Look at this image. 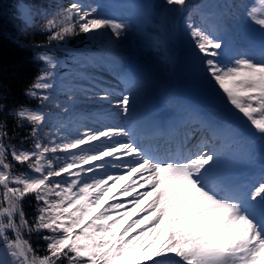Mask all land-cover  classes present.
Listing matches in <instances>:
<instances>
[{
  "label": "snow or ice",
  "instance_id": "obj_1",
  "mask_svg": "<svg viewBox=\"0 0 264 264\" xmlns=\"http://www.w3.org/2000/svg\"><path fill=\"white\" fill-rule=\"evenodd\" d=\"M194 7L192 0H163L134 18L117 12L104 15L95 6L71 0L65 12L58 14L61 19L48 21V29L53 30L49 41H63L77 34V29L93 37L110 29V46H114L129 28H135L159 45L174 35L178 17ZM215 7L199 5L201 10ZM232 7L247 11L245 4ZM251 15L262 26L258 46L234 42L226 32L223 12L213 13L211 29L195 22L185 24L209 78L247 118L251 133L230 119L202 118L193 112L196 122L187 129L179 153L147 147L132 127L120 125L87 128L71 139L61 137L58 129L52 139L41 143L52 113L27 108L16 112L31 122L36 142L33 151L12 148L9 152L3 143L6 133L0 132V264H264V173L254 184L222 174L225 153L217 147L228 141L250 145L253 136L264 140V18ZM221 56L228 63H222ZM39 59L56 67L51 56ZM52 77L51 71H45L33 85L48 94L38 96L32 91L28 95L37 97L44 107L54 106L68 114L75 100L69 94L66 101H57L54 84L49 82ZM125 79L136 78L128 74ZM113 96L104 88L86 99L103 101L127 119L138 100L136 88L126 87L115 102ZM97 143L102 145L99 149ZM57 153L68 157L59 166L54 164ZM253 155L249 150L245 158ZM13 163L27 164L31 174H14ZM106 166L123 174L90 182L82 179ZM29 198L38 205L32 221L21 207ZM25 232L46 233L42 258L23 238Z\"/></svg>",
  "mask_w": 264,
  "mask_h": 264
},
{
  "label": "rangeland",
  "instance_id": "obj_2",
  "mask_svg": "<svg viewBox=\"0 0 264 264\" xmlns=\"http://www.w3.org/2000/svg\"><path fill=\"white\" fill-rule=\"evenodd\" d=\"M103 1L104 0H97V3H103ZM142 1L143 0H117V5L121 6L119 8L112 9V7L108 6L107 4H102L99 5L97 9L98 12L104 15H109L112 12H117L132 16L134 18H138L137 14L139 8L137 9L135 4ZM194 1L195 0H192V2ZM95 2V0L87 1V3L92 6H94ZM209 4L216 5L217 7L212 9H202L200 11L197 9H192L190 13L186 14L187 19L189 15L192 16L191 22L198 21L199 19L200 22L203 23V19H205L207 24L210 26L209 29H211L214 27L213 13L223 12L226 17V32L228 33L229 37L233 38L234 42L244 47L254 45L253 40L250 38L255 35H259V30L262 26L256 24L255 19L252 18L251 14L255 13L257 18H264V0H214ZM239 4L247 5V11H244V9L242 8L238 10L237 8L232 7V5ZM225 5H228V7H225ZM65 10L66 9H63L61 10V13L58 12L57 14H63ZM17 12L20 19L29 22L32 10H30L28 4H26L25 2L20 3L17 6ZM49 14L54 15L52 13ZM45 16V14L41 13L42 18H44ZM61 18L62 16L58 17V15H54L53 17H51V19ZM182 36L184 38L182 41V46L184 50L187 51L184 52V55H186V62L189 65L188 68L190 69L191 74L199 76L202 83L216 84L214 79H210L209 74L206 73L203 58L197 59V57L195 56V52H197L198 49L195 48L194 40L190 37L187 29L185 31H182ZM110 37V29L101 30V33L95 37L90 34H85V40L87 41V43L84 49L86 51L79 52L77 56L72 58V63L68 66L56 57L51 56L53 62L56 64L55 68H51L45 62L39 59L41 55L38 56V59L45 65V71H51L53 73V77L50 78L49 82H53L54 84L57 101H66L67 95L69 94H71L73 96V99L75 100V104L70 106L71 111L68 114L57 112V110L51 112L49 109L54 108V106L44 107V105L42 104L39 105L40 107L38 108L29 109H43L44 111L52 113V118L47 122V124H49V129L43 131L45 135V143H47V140L53 138L51 134L57 133L58 129H61V131L59 132V135L61 137H67L68 139H71L77 132H83L87 128H100L99 124L101 125L105 123L106 118L114 121H119L121 124H123L122 126H132L136 124L137 118L142 110H140L136 114L134 113V111L131 116H129L127 119H124L121 116L116 115V109L114 110V112H110V114H99L101 108L99 105H97L99 101L93 103L86 99V97L91 96L92 91H99L102 88H107L109 89V91L114 93L112 99L115 100V98L118 97L119 94L116 95L117 92H115L114 90L122 92V88L125 85L119 83V81L125 82L127 80L125 79V77L127 76L126 71L129 69V65L132 63L139 64L142 67V72L137 73L144 74V78L139 74L135 76V78L139 79V81H137L136 79L131 80V83L136 82V85L133 86L136 88L138 95L136 106H142L143 109L145 102L149 98V90L150 88H153L155 83H157L160 87L166 88L167 93H175L165 85L164 77L162 80L156 74H154L159 72L161 76L167 75V77H169V75H176L178 72V68L181 63H179L177 60L176 50L178 49V46L181 47V43L177 38L175 30L174 35L170 39H168L164 43L159 44L160 50L157 52H152L151 48L149 49V41L141 38L135 28H129L125 32L124 36L114 46H110ZM219 59L222 61V63H228V59L225 56H222ZM110 71H115V75L113 76L112 73L110 74ZM93 86L97 87L93 88ZM112 87H114V90L110 89ZM88 89H91L92 91ZM32 91H36L38 96L48 94L45 90L34 89V87ZM124 94L127 93L124 92ZM162 97L169 98V96L166 95ZM94 99L95 98L93 97V100ZM168 103L169 101H167V104ZM148 110L144 114H149L150 112ZM193 112L197 113V110H193ZM207 113L216 115L212 111H206L205 115ZM98 114L99 116H101L100 119L98 117ZM216 116L218 119H222L219 118L218 115ZM45 127L43 128V130L45 129ZM99 145L101 144L97 143L95 147L98 148ZM17 150L20 151L22 149ZM49 156L51 157L53 156V154H49ZM55 156L58 157V160L54 159V164L57 166L62 164L60 163L61 161L65 162V160L68 159V157L63 153H57L55 154ZM224 156L228 157L227 154H225ZM103 170H98V172L95 171L92 174L84 175L82 176V179L90 182L93 178H100L106 175H111L110 173L105 174ZM20 174L27 175L31 173L29 170L28 172H23ZM248 179L252 180L253 176L250 174L247 180ZM247 180L239 182L242 183ZM111 183L112 181L109 182V184ZM115 191L116 189H113V192ZM113 192H110L109 196H111ZM105 199L107 200V197H105ZM160 239L163 238L160 237ZM158 243L159 241H157L156 244L157 249L160 247ZM145 264H147V262H145Z\"/></svg>",
  "mask_w": 264,
  "mask_h": 264
},
{
  "label": "trees",
  "instance_id": "obj_3",
  "mask_svg": "<svg viewBox=\"0 0 264 264\" xmlns=\"http://www.w3.org/2000/svg\"><path fill=\"white\" fill-rule=\"evenodd\" d=\"M22 2L32 10L29 22L18 17L17 6ZM70 3L71 0H0V132L6 133L3 143L9 151L12 148L35 150L36 141L31 135V122L18 118L15 113L41 105L37 97L28 95L45 71V65L38 56L50 55L69 64L76 51L84 48L87 43L85 34L79 33L78 29L77 34L67 36L63 41H49L53 30L48 29V21L58 12L61 13V10L67 9ZM41 13L46 16L42 18ZM49 110L56 111L55 107ZM48 129L49 124H46L43 131ZM41 143H45L44 133ZM28 171L27 164L17 166L13 163L14 174ZM21 207L27 219H35L38 205L34 198L26 199ZM45 234H23V238L34 246L36 254L41 258L44 254Z\"/></svg>",
  "mask_w": 264,
  "mask_h": 264
},
{
  "label": "bare ground",
  "instance_id": "obj_4",
  "mask_svg": "<svg viewBox=\"0 0 264 264\" xmlns=\"http://www.w3.org/2000/svg\"><path fill=\"white\" fill-rule=\"evenodd\" d=\"M110 74L112 73V75L114 76L115 75V71H110L109 72ZM107 76V75H106ZM96 80H97V78H96ZM102 80V79H101ZM94 81V80H93ZM120 82V81H119ZM98 83V82H97ZM110 84H111V82H110ZM103 89V88H102ZM88 90H91V89H88ZM92 91V90H91ZM95 91H97V90H95ZM116 92V91H115ZM90 93V92H89ZM92 93V92H91ZM101 94H102V92H101ZM162 99L166 102V104H167V101H169V98L168 97H162ZM89 101V100H88ZM113 102H115V100H113ZM96 103V102H95ZM97 105H99L101 108H100V113L99 114H104V113H108V114H110V112L112 113V112H114V110H115V107H113V106H109L107 103H105V102H103V101H99L98 103H97ZM98 107V106H97ZM99 108V107H98ZM151 108L152 107H150L149 108V112L151 111ZM95 109V108H94ZM116 112V111H115ZM99 114H98V117H99V119H100V117L101 116H99ZM115 114V113H114ZM94 116H96V115H94ZM214 118V119H218L217 118V116L216 115H212V114H210V113H207L204 117H202V118ZM104 120V119H103ZM100 122H101V120H100ZM103 122V121H102ZM99 124V123H98ZM108 125H119V122H116V121H114V120H111V119H108V118H106L105 119V123H103V124H99V127H105V126H108ZM102 145H99L98 146V148L97 149H99L100 147H101ZM240 166H238V165H236V166H230V165H228V164H223L222 165V167L220 168V172L222 173V174H225V175H227L228 174V176H231L232 175V173L234 172V171H237V170H241L242 171V173H241V176H247L246 177V179H240L241 177L240 176H238V177H240L238 180L239 181H243V180H247V178H249V175H250V173L248 172V171H246V170H243V169H241V168H239ZM98 172V171H97ZM103 172L106 174V173H110L111 175H119V174H123V170H121V171H117L116 169H113V168H111L110 166H107V168H105L104 170H103ZM101 176V175H100ZM103 176V175H102ZM232 176H236V175H232ZM133 179H135V177H133ZM250 179H248L247 181H244V182H242V183H246V184H252L251 183V181H249ZM110 182V181H109ZM121 183H123V182H121ZM141 191H143L144 189H140ZM126 199H128V200H130L131 199V197H128V198H126ZM128 207H130V205H127ZM162 238H163V236H161ZM162 240V239H161ZM158 245L160 246V242L158 243Z\"/></svg>",
  "mask_w": 264,
  "mask_h": 264
}]
</instances>
